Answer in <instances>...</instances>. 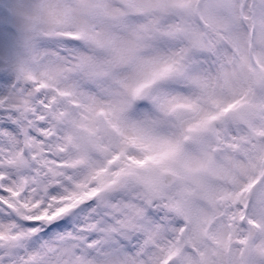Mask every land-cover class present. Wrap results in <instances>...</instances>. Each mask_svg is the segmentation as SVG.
Instances as JSON below:
<instances>
[{
    "label": "snow or ice",
    "instance_id": "obj_1",
    "mask_svg": "<svg viewBox=\"0 0 264 264\" xmlns=\"http://www.w3.org/2000/svg\"><path fill=\"white\" fill-rule=\"evenodd\" d=\"M0 264H264V0H0Z\"/></svg>",
    "mask_w": 264,
    "mask_h": 264
}]
</instances>
